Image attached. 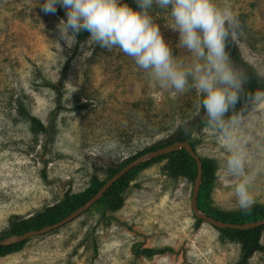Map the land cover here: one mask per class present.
<instances>
[{"label": "rangeland", "instance_id": "1", "mask_svg": "<svg viewBox=\"0 0 264 264\" xmlns=\"http://www.w3.org/2000/svg\"><path fill=\"white\" fill-rule=\"evenodd\" d=\"M40 2L0 0V231L15 214L31 215L67 191L84 190L93 174L106 178L110 165L166 141L182 121L205 118L196 107L195 89L177 93L161 86L117 48L87 43L88 37L77 38L72 48L61 41L60 47L55 41L56 25L64 18L60 7L45 14ZM217 3L238 16L234 39L245 60L264 74V0ZM150 14L177 63L190 66L193 58L178 45L179 33L171 28L168 12L154 8ZM63 71L59 100L55 90L42 84L41 75L59 82ZM20 97L51 127L49 132L31 130L17 111ZM249 107L245 102L237 110L244 114ZM238 135L246 143L248 167L256 171L250 187L254 204L264 203V121L240 128ZM195 137L199 155L218 165L213 188L200 197L202 206L225 217L241 213L232 191L239 178L226 175L220 166L227 155L223 140L209 126ZM165 162L134 172L119 210L104 212L94 204L64 226L1 255L0 264H236L240 244L221 238L218 227L207 221L196 225L191 205L195 181L170 177ZM148 246L174 250L152 258L136 254ZM248 264H264V250Z\"/></svg>", "mask_w": 264, "mask_h": 264}, {"label": "clouds", "instance_id": "2", "mask_svg": "<svg viewBox=\"0 0 264 264\" xmlns=\"http://www.w3.org/2000/svg\"><path fill=\"white\" fill-rule=\"evenodd\" d=\"M41 0L45 14L64 8L66 19L56 25L62 47L77 44L79 33H90L87 43L119 49L161 86L184 93L195 89L196 107L203 110L206 123L223 140L227 153L221 162L225 174L237 177L233 195L242 212H250L254 197L250 191L256 174L248 167L246 143L238 130L264 121V89L247 92V75L238 69L228 53L227 42L235 38L240 21L232 8L217 0ZM166 10L171 28L178 31V45L193 58L190 66L177 63L172 45L164 38L150 12ZM249 105L241 114L237 105ZM259 167V165L257 166Z\"/></svg>", "mask_w": 264, "mask_h": 264}, {"label": "trees", "instance_id": "3", "mask_svg": "<svg viewBox=\"0 0 264 264\" xmlns=\"http://www.w3.org/2000/svg\"><path fill=\"white\" fill-rule=\"evenodd\" d=\"M128 3L132 7H137L135 0H128ZM64 8L60 7L61 15L66 19V15L63 13ZM90 33L87 31L78 34V40H84L89 37ZM231 57V61L236 64L238 69L242 70L247 75V84L245 90L247 92H253L257 89H264V74H261L256 67L250 64L242 55L241 49L239 48L234 38H229L226 49ZM59 82L54 81L44 75H41L42 84L55 90L58 94L59 100L62 95V81L65 76V71L62 72ZM243 104V103H242ZM237 105L239 108L240 105ZM17 111L19 115L25 119L29 124L31 130L38 134L43 132H49L51 127L45 124V122L35 114L31 112L22 97L17 99ZM208 126L206 118H202L199 115L192 117L191 119L182 121L176 128L169 133L166 141L158 142L147 146L143 150L135 153L134 155L126 158L119 165H110L107 168V177L101 178L98 174H93L89 185L80 192L67 191L63 197L52 205H46L43 208L35 211L33 214L23 216L15 214L10 218L7 227L0 231V239L7 237L12 234H20L32 229L41 228L45 225L59 221L63 217L69 215L73 210L77 209L91 197H93L99 189L112 177L114 176L125 164L139 156L140 154L159 148L161 146L176 143L187 140L196 149L198 142L195 133L201 131L204 127ZM166 160L164 169L167 171L170 177L176 179L180 176L188 178L190 181H195L197 175V163L195 158L185 149L181 148L174 152L160 155L151 159L148 162H144L123 175L118 181H116L104 195L95 203L100 205L104 212L116 211L122 208L125 203L126 192L128 191L131 182L134 178V172L150 163L160 162ZM203 161V182L199 192L198 205L201 210L208 213L209 215L232 222H246L264 218V203L253 204L250 212L241 213H230L229 216H221L220 212L205 208L202 206L200 197L208 196V193L213 188L216 177H217V161L213 159H207L202 157ZM203 222L202 219L197 218L196 225L199 226ZM221 232V238L238 242L241 246L240 258L236 264H248L252 256L258 252L264 250V243L262 241L264 225L250 228V229H232V228H218ZM28 240L15 243L12 245L0 246V256L11 253L22 248ZM93 249L96 252L98 250V244L94 241ZM172 246H148L140 247L137 249V255H144L145 257L152 258L154 255L159 253H165L173 251Z\"/></svg>", "mask_w": 264, "mask_h": 264}, {"label": "water", "instance_id": "4", "mask_svg": "<svg viewBox=\"0 0 264 264\" xmlns=\"http://www.w3.org/2000/svg\"><path fill=\"white\" fill-rule=\"evenodd\" d=\"M181 148H185L195 158L196 163H197V175H196V179L194 182V188H193L192 199H191L192 209L196 217H198L199 219H202L203 221H207L215 225L218 228L250 229V228H255V227L264 225V218L252 220V221H246V222H232V221H225V220L217 219L200 209L198 205V198H199V192L201 189V185L203 182V161H202V157L199 155V153L196 151L193 145L189 141L184 140V141H180L176 143H170V144H167L159 148L149 150V151H146L140 154L139 156L135 157L134 159L129 161L127 164H125L114 176H112L99 189V191L93 197H91L87 202H85L83 205H81L77 209L73 210L69 215L63 217L59 221L45 225L41 228L32 229V230H29V231H26L20 234H12L7 237L1 238L0 246L19 243V242L28 240L31 237L44 234V233H48L57 228L64 226L65 224L71 222L72 220L80 216L82 213L87 211L89 208H91L104 195V193L116 181H118L123 175H125L128 171H130L134 167L150 159H153L160 155L174 152Z\"/></svg>", "mask_w": 264, "mask_h": 264}]
</instances>
